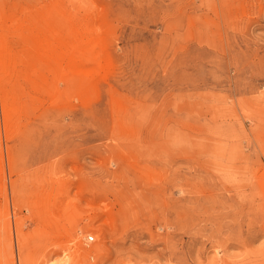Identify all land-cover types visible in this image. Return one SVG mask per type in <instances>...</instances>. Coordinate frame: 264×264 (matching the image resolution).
<instances>
[{
  "label": "rangeland",
  "instance_id": "rangeland-1",
  "mask_svg": "<svg viewBox=\"0 0 264 264\" xmlns=\"http://www.w3.org/2000/svg\"><path fill=\"white\" fill-rule=\"evenodd\" d=\"M0 264H264V0H0Z\"/></svg>",
  "mask_w": 264,
  "mask_h": 264
},
{
  "label": "built area",
  "instance_id": "built-area-1",
  "mask_svg": "<svg viewBox=\"0 0 264 264\" xmlns=\"http://www.w3.org/2000/svg\"><path fill=\"white\" fill-rule=\"evenodd\" d=\"M93 240H94V236L91 235V234H88V235L85 237V241H86V242H91V241H93Z\"/></svg>",
  "mask_w": 264,
  "mask_h": 264
}]
</instances>
